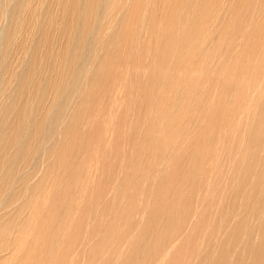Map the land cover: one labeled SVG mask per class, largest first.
Wrapping results in <instances>:
<instances>
[{
    "label": "bare ground",
    "instance_id": "6f19581e",
    "mask_svg": "<svg viewBox=\"0 0 264 264\" xmlns=\"http://www.w3.org/2000/svg\"><path fill=\"white\" fill-rule=\"evenodd\" d=\"M0 264H264V0H0Z\"/></svg>",
    "mask_w": 264,
    "mask_h": 264
}]
</instances>
